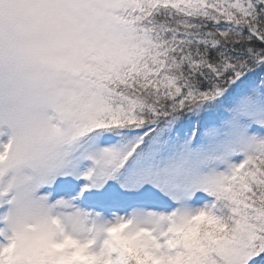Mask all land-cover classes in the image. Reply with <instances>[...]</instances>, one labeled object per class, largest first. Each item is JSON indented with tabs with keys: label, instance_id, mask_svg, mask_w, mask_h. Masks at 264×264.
I'll list each match as a JSON object with an SVG mask.
<instances>
[{
	"label": "snow or ice",
	"instance_id": "6c2138e0",
	"mask_svg": "<svg viewBox=\"0 0 264 264\" xmlns=\"http://www.w3.org/2000/svg\"><path fill=\"white\" fill-rule=\"evenodd\" d=\"M0 264H264V0H0Z\"/></svg>",
	"mask_w": 264,
	"mask_h": 264
}]
</instances>
